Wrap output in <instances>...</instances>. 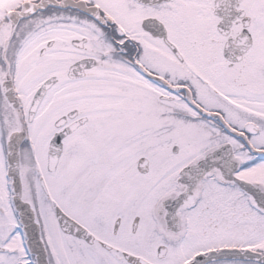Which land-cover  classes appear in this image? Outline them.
<instances>
[{
    "label": "snow or ice",
    "instance_id": "snow-or-ice-1",
    "mask_svg": "<svg viewBox=\"0 0 264 264\" xmlns=\"http://www.w3.org/2000/svg\"><path fill=\"white\" fill-rule=\"evenodd\" d=\"M0 264H264V0H0Z\"/></svg>",
    "mask_w": 264,
    "mask_h": 264
}]
</instances>
